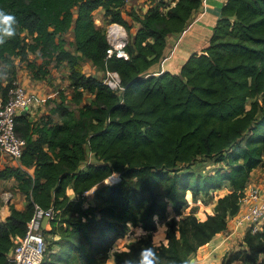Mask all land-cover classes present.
<instances>
[{"label": "trees", "instance_id": "1", "mask_svg": "<svg viewBox=\"0 0 264 264\" xmlns=\"http://www.w3.org/2000/svg\"><path fill=\"white\" fill-rule=\"evenodd\" d=\"M130 1L0 0V9L18 22L16 36L0 45V63L7 55L22 58L36 48L42 54L55 51L56 62L68 64L73 99L80 101L85 91L92 94L76 111L59 101L56 121L47 114L35 122L29 111L16 116L25 145L19 163L5 164L0 177H14L27 206L9 203V213L0 220V264H7L12 237L24 233L35 203L56 209L43 227L48 253L41 264H106L110 242L129 221L148 231L127 248L115 246L124 254L114 255L111 264H122L149 246H155L161 264H187L200 245L226 229L252 168L264 161V0H224L208 43L192 51L178 71L158 72L151 66L164 57L166 36L183 30L202 0H148L144 8L132 2L126 10ZM99 7L106 25L136 22L123 45L127 56L106 54L105 29L94 21ZM68 29L75 53L63 46ZM85 57L103 71H116L118 87L85 72ZM27 66L35 78L48 72L32 60ZM14 78L0 79L2 98ZM198 155L222 165L204 174L175 168ZM21 164L34 165L33 172ZM115 172L117 179L103 181ZM225 183L229 189L214 197L203 217L193 211L179 215L189 196L196 199ZM91 188L87 200L85 191ZM169 207L174 214L167 216ZM157 218L167 226L166 240L159 243L151 237ZM88 225L94 226L95 239ZM242 240L244 246L227 252L222 264H264V227L245 229Z\"/></svg>", "mask_w": 264, "mask_h": 264}, {"label": "rangeland", "instance_id": "2", "mask_svg": "<svg viewBox=\"0 0 264 264\" xmlns=\"http://www.w3.org/2000/svg\"><path fill=\"white\" fill-rule=\"evenodd\" d=\"M133 2V1H132ZM130 1V3H132ZM130 3L126 5L125 9L128 10L132 6H130ZM138 9L140 7H137ZM74 13L76 12V7L73 8ZM139 11V10H138ZM94 21L95 23L105 29L106 21L104 18H107L103 13V8L99 7L96 8L94 11ZM124 16L129 20L132 21L131 15L124 12ZM123 25V24H122ZM136 26V22L130 27H127L123 25L125 28V34L126 37L130 38L129 31H133V29ZM30 35H27L26 41H30L31 38ZM63 46L70 51L75 53V45H74V38L73 34L70 29L66 30L63 34ZM55 51L53 54H42L41 49L36 48L35 50H28L25 57L19 58L17 54L15 55H7L6 59L1 61L0 63V79L3 82V76L5 77L6 74L15 76L17 78L18 75L24 71L29 70L30 68L27 66L28 61H34L36 65L41 64L45 67H47L48 72L44 75V77H41L43 82L45 83V88L47 89L43 95L45 96V102L44 106L47 107V112H42L41 115L33 119L35 122L39 119L43 118L45 115L49 114V116L54 120L59 119V109L56 107L59 101H63L68 108L75 110L79 105L84 104L85 102H89L91 100V96L89 92L85 91V94L82 95V99L80 101H75L73 99V90L71 86L69 85V67L66 62V60H62L60 62H56L55 59ZM187 55V54H186ZM187 57V56H186ZM185 57V58H186ZM184 58V59H185ZM184 61V60H183ZM82 68L87 73L93 72V65L89 62L81 61ZM112 70H109L111 72ZM6 72V74H5ZM107 70L105 71H99L96 72L97 76L99 78L108 81L107 78L110 75ZM114 87H118V79L116 84L113 85ZM55 107V109H54ZM40 108V107H39ZM38 108V109H39ZM222 165V162H218L214 160L213 157H208L205 155H198L196 158H194L191 162L188 163H179L175 168L179 171H186V170H194L195 172L204 174L215 171L216 168L220 167ZM264 165V161H263ZM262 173L264 174V168H261ZM117 175V172H115L114 176L110 177L109 181L103 180L104 182H112L115 179V176ZM94 187V186H93ZM92 189H88L85 191V197L87 200H89L91 197ZM229 189V184L225 183L222 187L219 189L212 190L211 193L208 194H200L196 199L189 196V202L186 207H183L182 214L184 215L185 212L193 211L198 217H203L205 215V212L211 211L214 197L222 194L226 190ZM69 193L72 195V191L69 190ZM212 198V199H211ZM87 200L84 201V204L87 203ZM92 200V199H91ZM174 214L171 208L169 207L167 210V216H170ZM228 225L226 229L223 231H219L214 236L207 241L206 243H203L200 245L189 257V260L187 264H222V258L223 256L229 252L234 251L235 249L239 247L244 246V242L242 240L243 234H244V227L240 225H236L234 219L228 218ZM60 222H57V225L59 226ZM142 224L137 223L136 221H129L127 223L126 228L121 233V235L117 236L116 238H113V240L110 242L109 249H112L116 246V248L124 249L127 248V243L132 240H137L140 237L144 236L147 233V229H145ZM90 228V238L95 239V231L94 226L88 225ZM167 226L165 223V220L162 218H157L156 221V228L152 229V239L155 243H159L160 241L166 240L165 238V232H166ZM79 237L86 242V245L88 242L86 241L85 237L81 234ZM56 236L49 234L50 240H55ZM59 240L62 238L58 237ZM52 249H58V244H55V242H51ZM62 249V247L59 248L58 252ZM74 250V249H73ZM48 251L46 252V254ZM261 256L264 257V252L261 253ZM114 261V255H111L107 261L106 264H111ZM234 264H242L240 260L234 261Z\"/></svg>", "mask_w": 264, "mask_h": 264}, {"label": "built area", "instance_id": "3", "mask_svg": "<svg viewBox=\"0 0 264 264\" xmlns=\"http://www.w3.org/2000/svg\"><path fill=\"white\" fill-rule=\"evenodd\" d=\"M173 2L174 0H170V3ZM105 32L109 42L106 54L110 55L115 51L116 54L127 56L123 49L127 41L123 25L110 21L106 25ZM109 74L107 82L113 86L117 82L118 74L116 71H111ZM32 105L33 95L17 78L12 79L8 85L4 98L0 95V154L5 155L15 164L19 163L25 145V138L16 130V116L22 113V110L30 111ZM118 177L117 172L115 179ZM5 198L7 197L4 196ZM55 214L56 209L53 204L47 207L38 203L34 204L33 213L26 220L24 233L12 237L13 243L7 252V264L42 263L47 252V240L41 219L46 216L49 220ZM230 218L234 219L237 226H243L244 230L247 228L251 231L262 229L264 227V185L253 182L250 177L243 189L239 209Z\"/></svg>", "mask_w": 264, "mask_h": 264}, {"label": "crops", "instance_id": "4", "mask_svg": "<svg viewBox=\"0 0 264 264\" xmlns=\"http://www.w3.org/2000/svg\"><path fill=\"white\" fill-rule=\"evenodd\" d=\"M223 1L224 0H202L199 7L192 12L183 30L169 33L166 36V53L159 62L151 66V71L158 72L163 69L178 71L186 56L192 51H200L202 47L208 43L212 27L221 13ZM133 2L144 8L148 0H133ZM85 58V62H89L90 65H93V72L91 74L97 76L96 72L103 71L101 67L91 63L89 58ZM18 77L17 79L23 83L27 90L33 95L34 105L29 111V117L33 120L41 115L42 112H47V107L44 106L45 96L43 95L47 90L45 88V83L42 78H35L29 70H24ZM4 81L3 79V83ZM89 94L92 96L91 93ZM7 163L12 164L8 157L0 154V168ZM20 168L26 169L28 172L32 173L34 165L21 164ZM261 168H264L263 162L252 168L250 177L253 182L264 185V174ZM69 195L73 197L70 193ZM4 196L7 198L4 199ZM11 202L18 208H25L27 206V199L24 193L18 189L17 181L14 177H0V220H4L9 213V203Z\"/></svg>", "mask_w": 264, "mask_h": 264}, {"label": "clouds", "instance_id": "5", "mask_svg": "<svg viewBox=\"0 0 264 264\" xmlns=\"http://www.w3.org/2000/svg\"><path fill=\"white\" fill-rule=\"evenodd\" d=\"M17 23V19L13 14L0 9V45H4L16 36ZM109 254L123 255L124 253L113 247L110 249ZM122 264H161V261L155 246H149L142 249L135 257L129 254L128 258L122 261Z\"/></svg>", "mask_w": 264, "mask_h": 264}, {"label": "water", "instance_id": "6", "mask_svg": "<svg viewBox=\"0 0 264 264\" xmlns=\"http://www.w3.org/2000/svg\"><path fill=\"white\" fill-rule=\"evenodd\" d=\"M21 112L24 113L25 110H22ZM47 221H48V218L46 216L42 217L41 225L44 227Z\"/></svg>", "mask_w": 264, "mask_h": 264}, {"label": "bare ground", "instance_id": "7", "mask_svg": "<svg viewBox=\"0 0 264 264\" xmlns=\"http://www.w3.org/2000/svg\"><path fill=\"white\" fill-rule=\"evenodd\" d=\"M112 82H113V81H112ZM109 179H111V178H107L106 181H109Z\"/></svg>", "mask_w": 264, "mask_h": 264}]
</instances>
